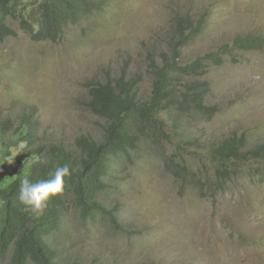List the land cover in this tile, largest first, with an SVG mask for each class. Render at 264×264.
Instances as JSON below:
<instances>
[{"label": "rangeland", "instance_id": "1", "mask_svg": "<svg viewBox=\"0 0 264 264\" xmlns=\"http://www.w3.org/2000/svg\"><path fill=\"white\" fill-rule=\"evenodd\" d=\"M179 17L203 22L183 45ZM10 25L15 36L0 43V114L16 128L32 115L45 153L55 145L76 152L79 138L102 137L105 120L88 106L92 87L136 78V96L147 103L165 62L221 59L172 80L168 99L199 88L205 112L165 102L157 114L164 125L145 127L138 147L115 158L98 200L117 224L101 213L84 222L66 203L52 240L59 264H264V158L213 159L226 139L243 137L246 155L264 145V0H106L57 42H35L17 21ZM246 35L262 46L234 49Z\"/></svg>", "mask_w": 264, "mask_h": 264}, {"label": "trees", "instance_id": "2", "mask_svg": "<svg viewBox=\"0 0 264 264\" xmlns=\"http://www.w3.org/2000/svg\"><path fill=\"white\" fill-rule=\"evenodd\" d=\"M105 1L0 0V43L15 36L10 25L12 21H17L19 29L35 42H57L66 26L103 11ZM175 23L180 45L201 30L203 24L201 20L194 22L189 17H179ZM261 46L262 39L253 35L239 36L233 41V48L237 50H257ZM173 52L177 54L178 48H173ZM204 60L219 63L221 59L207 54L182 68L165 62L155 73L151 99L147 103L136 96V78L114 79L92 87L88 106L93 114L105 120V126L99 140L79 138L76 152L55 145L45 153V148L36 143L37 121L32 115L21 116L16 128L13 121L0 114V161H3L0 163V260L9 256L8 264H59V253L52 240L65 226L63 209L68 201L84 222L101 213L111 224H117L116 212L98 200L109 187L115 158L129 155L138 147L147 136L145 127L164 125L158 121L157 114L165 107V102L168 104L166 109L206 111L199 88H194L193 93H184L180 99H168L175 72L180 70L181 74L195 76ZM245 144L243 137L226 139L214 148L213 159L223 165V162H236L244 157L264 158V145L246 155L242 152ZM13 152L16 153L14 171L7 163ZM64 165L71 173L65 178L64 191L50 198L42 214L20 203V182L25 176L31 182L47 179L57 166Z\"/></svg>", "mask_w": 264, "mask_h": 264}, {"label": "clouds", "instance_id": "3", "mask_svg": "<svg viewBox=\"0 0 264 264\" xmlns=\"http://www.w3.org/2000/svg\"><path fill=\"white\" fill-rule=\"evenodd\" d=\"M16 153L7 159L8 164L14 162ZM3 161H0L2 163ZM67 165L57 166L54 172L49 174V178L31 182L26 176L20 182L19 201L32 211L42 214L47 207L50 198L59 196L64 191L65 178L70 176Z\"/></svg>", "mask_w": 264, "mask_h": 264}]
</instances>
